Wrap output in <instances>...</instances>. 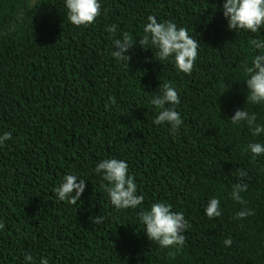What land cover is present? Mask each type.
Listing matches in <instances>:
<instances>
[{"label":"trees","instance_id":"obj_1","mask_svg":"<svg viewBox=\"0 0 264 264\" xmlns=\"http://www.w3.org/2000/svg\"><path fill=\"white\" fill-rule=\"evenodd\" d=\"M220 3L100 0L93 24L76 27L63 0H0V135L10 133L0 146V264H24L26 253L33 264L41 256L49 264H264V155L241 151L264 137L227 118L243 107L245 85L236 79L256 34L227 29ZM150 14L200 41L190 74L138 44L128 64L110 55L113 38L139 39ZM112 24L115 33L105 29ZM164 83L179 95L173 107L183 126L175 133L152 123L151 99ZM245 107L264 123V106ZM110 157L127 161L140 207H111L94 173ZM238 169L248 175L239 178ZM68 172L85 179L74 205L52 191ZM236 183L248 186L243 205L229 197ZM213 196L221 215L209 219ZM155 201L183 212V246L145 237L137 213ZM245 207L253 214L237 218Z\"/></svg>","mask_w":264,"mask_h":264},{"label":"clouds","instance_id":"obj_2","mask_svg":"<svg viewBox=\"0 0 264 264\" xmlns=\"http://www.w3.org/2000/svg\"><path fill=\"white\" fill-rule=\"evenodd\" d=\"M63 6L68 23L76 27L93 24L101 9L100 0H63ZM219 8L226 21L227 29L235 33L256 34L247 41L249 55L240 64L242 79H236L243 80L245 85L244 104L227 117L228 123L235 127H245L253 138L264 137V123L260 122L256 112L245 107V104L264 106V38L260 36V30L264 29V0H221ZM105 29L109 33H115L117 26L106 25ZM138 38L134 39L127 33L114 37L110 55L117 62L128 64L131 59L130 50L138 44L141 49H150L151 52L154 49L155 60L172 63L179 73H191L198 56L200 41L193 38L187 28L178 27L172 21L158 22V18L150 14L146 17L142 34ZM113 46H115L114 49ZM227 87L228 85L224 83L221 93L225 92ZM179 102L177 89L164 83L151 99V104L156 111L153 125L166 124L170 133L178 131L183 126V120L173 106L178 105ZM9 138L8 132L0 135V146ZM241 151L255 159L264 155V142L254 139L244 145ZM94 173L100 177V188L106 193L108 202L115 211L136 209L142 205L144 198L137 194L135 178L130 173L126 160L115 157L102 158L95 164ZM247 175V169L237 170L239 178ZM247 187L246 183L234 184L229 193L230 199L236 203L245 204L241 193L246 191ZM84 190L85 179L79 178L74 172L65 173L52 189L58 201L67 202L70 205L79 201ZM252 214V210L245 207L236 212V217L242 219ZM204 215L209 219L221 215L218 198L213 196L208 199L204 207ZM90 219L92 223H99L103 217L93 216ZM137 222L142 226L145 237L161 248L167 249L173 246L179 248L184 244L183 231L187 226L185 216L183 212L173 211L165 202L155 201L147 208H140L137 213ZM223 243L229 246L231 239L226 238ZM24 264H33V257L30 254L24 255ZM39 264H49L48 258L41 256Z\"/></svg>","mask_w":264,"mask_h":264}]
</instances>
